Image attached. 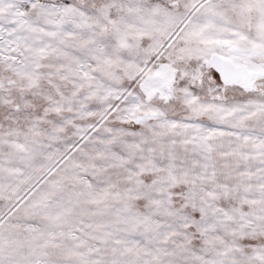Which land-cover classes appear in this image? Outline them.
Segmentation results:
<instances>
[{
  "label": "snow or ice",
  "instance_id": "6c2138e0",
  "mask_svg": "<svg viewBox=\"0 0 264 264\" xmlns=\"http://www.w3.org/2000/svg\"><path fill=\"white\" fill-rule=\"evenodd\" d=\"M0 264H264V0H0Z\"/></svg>",
  "mask_w": 264,
  "mask_h": 264
}]
</instances>
